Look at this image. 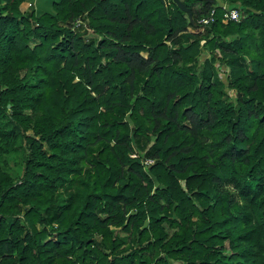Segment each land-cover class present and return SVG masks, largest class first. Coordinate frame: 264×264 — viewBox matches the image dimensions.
I'll return each instance as SVG.
<instances>
[{"label": "trees", "instance_id": "16d2710c", "mask_svg": "<svg viewBox=\"0 0 264 264\" xmlns=\"http://www.w3.org/2000/svg\"><path fill=\"white\" fill-rule=\"evenodd\" d=\"M181 1L0 0V264H264V0Z\"/></svg>", "mask_w": 264, "mask_h": 264}, {"label": "rangeland", "instance_id": "374dc122", "mask_svg": "<svg viewBox=\"0 0 264 264\" xmlns=\"http://www.w3.org/2000/svg\"><path fill=\"white\" fill-rule=\"evenodd\" d=\"M221 1H223V0H221ZM216 2L218 3V0H216ZM36 6H37V4H36ZM47 4H46V2H41L39 5H38V8L39 9H42V10H47ZM31 8L32 7H30L29 6V3H27V2H24L23 4H22V6H21V11L23 12V13H27L28 11H30L31 10ZM186 16V15H185ZM244 16V11H243V13H242V17ZM246 16V15H245ZM189 17V15L188 16H186V18H188ZM189 19V18H188ZM74 24V23H73ZM85 24H87L86 22H85ZM82 23H81V21L80 20H78V22H77V24H76V27L75 28H82L83 29V31H85V30H87L88 28H89V26H87V25H84V26H82ZM79 28V29H80ZM76 30H78V29H76ZM93 29H91V28H89V32H90V34L92 33L93 34V31H92ZM188 30L190 31V32H200L201 30H203V29H195V28H193V27H188ZM89 34V33H88ZM89 35V36H87V39H90V38H93V35ZM37 39H34V41L31 43V46H35L36 44H37ZM203 44H205V41H202V45ZM202 47H204V46H202ZM204 49V48H203ZM219 53L218 52H216L213 56H211L210 55V53H209V51H207V50H205V53H203L202 55H201V57H200V63H202L203 61H205V59L207 58V59H214L215 60V62H214V67H215V69L216 70H218L219 71V73H220V77H221V79H222V81L225 83V86L227 87L228 86V79H226V72H227V74H228V69L224 66V64L223 63H221V61H220V59H219ZM228 89V88H227ZM228 92H229V101H231L232 100V98L233 97H235V94H234V92L233 91H231V90H228ZM137 156H139L137 153H135V154H132L131 155V157H133V158H136ZM147 161H144V165H145V168L146 169H148L149 168V165L146 163ZM150 164H153V163H150ZM120 235H121V237L122 238H124L125 237V234H123L122 232L120 233ZM176 264H178V263H176Z\"/></svg>", "mask_w": 264, "mask_h": 264}, {"label": "built area", "instance_id": "2783aa9c", "mask_svg": "<svg viewBox=\"0 0 264 264\" xmlns=\"http://www.w3.org/2000/svg\"><path fill=\"white\" fill-rule=\"evenodd\" d=\"M31 7V4L29 3ZM218 7L223 8L224 10V21H234L239 22L242 18V10L239 7H231L227 0H218ZM215 20V10H213L208 16L203 17L199 21L200 29H204L206 26H209ZM147 164L153 163L152 161H147Z\"/></svg>", "mask_w": 264, "mask_h": 264}, {"label": "water", "instance_id": "95a60500", "mask_svg": "<svg viewBox=\"0 0 264 264\" xmlns=\"http://www.w3.org/2000/svg\"><path fill=\"white\" fill-rule=\"evenodd\" d=\"M177 5L178 7L189 14V18H192V12L191 10L181 1V0H173ZM204 1H210V2H213V0H204ZM162 3H165V0H161Z\"/></svg>", "mask_w": 264, "mask_h": 264}]
</instances>
